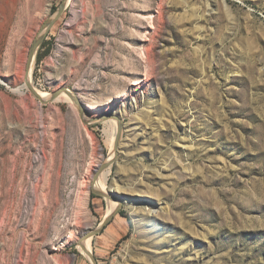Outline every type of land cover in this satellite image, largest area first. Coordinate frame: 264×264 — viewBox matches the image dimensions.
Wrapping results in <instances>:
<instances>
[{"label":"rangeland","instance_id":"1","mask_svg":"<svg viewBox=\"0 0 264 264\" xmlns=\"http://www.w3.org/2000/svg\"><path fill=\"white\" fill-rule=\"evenodd\" d=\"M18 2L0 0V264H264V0H29L16 22ZM61 3L30 83L82 118L22 88Z\"/></svg>","mask_w":264,"mask_h":264},{"label":"water","instance_id":"2","mask_svg":"<svg viewBox=\"0 0 264 264\" xmlns=\"http://www.w3.org/2000/svg\"><path fill=\"white\" fill-rule=\"evenodd\" d=\"M63 10H64V3H61L59 5V7L57 8V11L55 12V14L50 19V21L45 25L43 32L34 41L32 47H31L29 56H28V60H27V64H26L25 78H24V86L22 88H25L26 90H28L34 98H36L39 102H41L43 104H46V103H49V102H53V101H55L61 95V93H65L71 99V101L73 102V104L75 106H77L79 115L82 118V109H83L82 108V104L78 101V99L71 92H69L68 90H65V89L64 90H60V91H57V92L53 93L52 95H50V98L49 99L42 100L37 95V93L34 90V88L32 87V85L30 83V80H28V76H29V73H30V69H31V66H32V64L34 62V59H35L37 50L39 49V47H40V45H41V43H42V41L44 39L45 34L47 33V31L49 30V28L51 27V25L55 22V20H57L60 17V15L62 14ZM111 117H114V119L117 120L120 123V120L118 119V116L117 115L116 116H112V114H104L101 117L94 119L93 121H108ZM109 166H110V163L102 164V165H100V167L95 172V175H94V178H93V183H92V192L95 193L96 195L103 196L102 193H100L98 191H94V187H95V183H96V181L98 179V176L106 168H108ZM110 219H111V217L105 219L103 221V223H102V227L101 228H103V226L106 225V223ZM95 233H97V232H95ZM87 236L88 235H86L84 238H86ZM91 259H92V261L94 263V259L92 258V256H91Z\"/></svg>","mask_w":264,"mask_h":264},{"label":"bare ground","instance_id":"3","mask_svg":"<svg viewBox=\"0 0 264 264\" xmlns=\"http://www.w3.org/2000/svg\"><path fill=\"white\" fill-rule=\"evenodd\" d=\"M13 3V2H12ZM12 3H10V5L12 4ZM29 0H19V2L16 4V7H13V8H15V9H13V11H12V14L14 15V18H16V22H19L20 21V19H22V17L24 16V15H29V13H30V11H29ZM11 7H12V5H11ZM9 13H11V12H9ZM11 14V15H12ZM10 15V14H9ZM9 15L7 16L8 17V19H9ZM7 17H6V19H7ZM10 20V19H9ZM5 23H7L6 21H5ZM11 23V22H10ZM10 25V24H9ZM15 25V24H14ZM17 26V25H16ZM31 68H32V66H31ZM30 74H31V69H30V73H29V76H28V80H30ZM36 91V93H37V95L42 99V100H47V99H49L50 98V95L48 96V95H46V94H42V93H40L39 91H37V90H35ZM60 99H64V100H66V101H68V102H71V103H73L72 101H71V99L65 94V93H61V95L56 99V100H60ZM89 108H92L93 109V107H91V106H88ZM112 116H116V115H114V114H112ZM112 119H111V124H112V132H113V134L119 129V122L117 123L116 122V120L114 119V117H111ZM108 175H109V172L107 171V172H105V173H102L100 176H99V178H98V180H97V184L95 185V186H97L99 189L98 190H101L102 192H104V186H105V184H106V181H107V179H108ZM88 237V236H87ZM85 239V238H84ZM90 239H87L83 244H82V248H83V250H84V252H85V255H86V257H89L90 258Z\"/></svg>","mask_w":264,"mask_h":264},{"label":"trees","instance_id":"4","mask_svg":"<svg viewBox=\"0 0 264 264\" xmlns=\"http://www.w3.org/2000/svg\"><path fill=\"white\" fill-rule=\"evenodd\" d=\"M45 55H46V52H39L36 56V62L38 63ZM90 197L94 198V195L90 193Z\"/></svg>","mask_w":264,"mask_h":264}]
</instances>
